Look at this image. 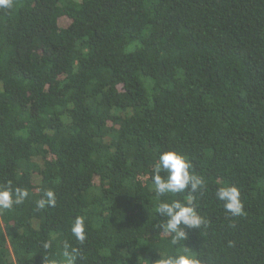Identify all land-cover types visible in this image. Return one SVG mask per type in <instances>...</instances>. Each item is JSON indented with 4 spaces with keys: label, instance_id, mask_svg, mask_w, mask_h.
Instances as JSON below:
<instances>
[{
    "label": "trees",
    "instance_id": "1",
    "mask_svg": "<svg viewBox=\"0 0 264 264\" xmlns=\"http://www.w3.org/2000/svg\"><path fill=\"white\" fill-rule=\"evenodd\" d=\"M204 181L157 198L159 155ZM164 173L161 172V175ZM241 189L243 214L215 196ZM0 264H157L175 252L158 199L205 223L201 264H264V0H11L0 6ZM55 206H37L44 192ZM86 225L84 241L71 226ZM50 247L45 248V244Z\"/></svg>",
    "mask_w": 264,
    "mask_h": 264
},
{
    "label": "clouds",
    "instance_id": "2",
    "mask_svg": "<svg viewBox=\"0 0 264 264\" xmlns=\"http://www.w3.org/2000/svg\"><path fill=\"white\" fill-rule=\"evenodd\" d=\"M11 0H0V6L10 7ZM192 163L190 159L176 151L168 150L162 152L158 157L156 171L153 175V186L157 198L164 197L169 193H181L185 190L197 193L204 188V181L190 173ZM161 172L164 174L161 175ZM28 196L27 190L19 187L13 189L10 185L0 186V209H9L13 205H19ZM216 198L223 202L226 212L233 216H240L244 211V204L241 199V189L232 184L219 186L215 191ZM56 195L52 190L44 192L37 201V206L44 208L46 205L55 206ZM158 214L166 218L163 228L166 234L170 235V246L175 248V252L163 253L157 264H201L197 255L188 248L181 245L187 237L184 228H199L205 223L202 216L198 214L191 200L187 203L177 199H158L155 204ZM72 235L79 241H84L86 235V225L83 217H77L71 226ZM50 247L49 244L44 245ZM79 250L66 244L60 254L59 259L53 264H78ZM144 264H149L144 260Z\"/></svg>",
    "mask_w": 264,
    "mask_h": 264
}]
</instances>
